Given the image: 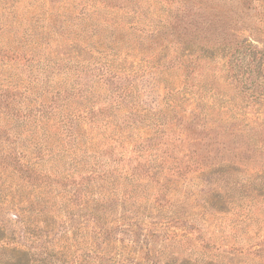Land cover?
I'll return each instance as SVG.
<instances>
[{"label":"trees","instance_id":"16d2710c","mask_svg":"<svg viewBox=\"0 0 264 264\" xmlns=\"http://www.w3.org/2000/svg\"><path fill=\"white\" fill-rule=\"evenodd\" d=\"M17 2L0 0V67L8 64L16 69L0 71V166L3 169L14 171L19 165L18 173H27L29 178L35 176L34 180L38 182L44 177L38 168L49 158L56 168H51L52 175L61 181L72 180L69 184L74 190L73 195L65 197L69 203L79 200L85 208L93 206V212L99 213L95 203L90 205L87 200H82L89 193H99V199L103 201H123L134 207V212H141L148 204L158 210L164 209L157 202L163 199L165 187L169 188L162 179L171 182L185 178L187 171L197 172L198 178L222 173L225 168H229V172H240L236 167L245 165L243 154L250 149L246 142L234 149L230 142H225L230 136L240 142V130L247 131L242 132L249 141L247 143L264 147V139L259 137L264 124L239 129L234 121L233 129L229 131L233 135L225 131L224 123L229 120L223 119L226 109L222 102L219 104L218 98L223 93L220 87L227 85L223 74L228 72L208 56L191 53L186 48L190 46L193 50L203 46L198 49L203 51L207 45L232 56L246 46L229 40L224 27H231L236 19L224 1L172 0L177 12L173 19H165L170 23L168 26L154 10L144 12L145 9L150 11L152 6L157 9L158 0H130L131 3L126 2L125 7H120L123 14L117 13L115 18L104 15V9L111 7L103 0H79L72 7H63L64 11L58 9L56 13L42 6L39 17H32L27 22L18 19ZM79 5L82 11L77 14ZM141 9L143 13L139 17L143 23L158 18L161 26L156 24L151 33L137 34L133 40L129 37L126 41L118 40V35L130 26L127 18ZM194 17L216 25L217 29L223 30L224 37L214 42L208 34L213 29H208L201 40L197 39L199 43L175 42L174 28ZM132 27L137 29L135 25ZM214 35L217 36L212 33ZM123 53L126 57L139 58L143 63L138 69L131 70V75L127 74L126 68L115 67ZM236 63L231 66L232 70L238 67ZM161 84H164V97L160 93ZM187 87L189 92H186ZM95 130L102 131L103 138L110 137L108 142L117 139L122 146L126 141V151L122 154L126 153V165L130 169L120 174L124 183H119V176L115 175L119 168H112L116 161L106 159L102 141L96 143ZM13 137L16 139L11 142ZM110 149H117V146ZM169 151L176 156L169 155ZM184 164L185 167L180 166ZM255 170L240 172L242 181H247L243 186L253 181L264 186V169ZM45 177L52 179L48 174ZM103 181L105 183L101 184ZM44 183L46 181L41 182ZM153 183V187H146ZM173 187L175 185L170 187L171 194L178 192ZM255 187L249 193L245 191L248 194L243 197L250 201L251 205L247 207L253 212L263 206L255 201V192H260L258 197L264 198V192ZM143 188L144 195L141 193ZM142 216L150 217L148 214L135 215L130 218V224L120 220L115 222L119 229L126 227L124 231L131 236L137 235L133 241L146 249V258H143L146 260L142 261L149 263L157 247L151 245L150 238L159 236L140 233L143 238L140 241L134 227L148 231L143 227ZM101 222L96 228L106 231ZM113 229L110 227L102 235L110 238ZM104 254L97 257L104 261L101 264L114 262L113 257L109 260L107 253ZM8 260L21 264L23 258ZM133 260L126 257L122 262L129 264ZM87 264L93 263L88 261Z\"/></svg>","mask_w":264,"mask_h":264},{"label":"rangeland","instance_id":"374dc122","mask_svg":"<svg viewBox=\"0 0 264 264\" xmlns=\"http://www.w3.org/2000/svg\"><path fill=\"white\" fill-rule=\"evenodd\" d=\"M15 1H18L15 4L18 19L27 22L32 17L35 19L39 17L42 6L44 9L56 13L58 9L60 12L64 11L63 7H72V4L79 0H43V3L41 0ZM103 1H106L111 7L104 9V15L109 18H115L117 13L122 15L123 11L120 10V7H125L126 2L131 3L130 0ZM220 1L226 3L227 9L233 10L231 15L236 19L231 27H224L226 33L229 34V40L234 43H245L246 46L232 56L220 52L218 47L210 46V48L207 45L204 46L205 50L203 51L198 50L203 46L197 47V50H191L190 46L186 48L191 53H202L208 56L216 64L220 63L228 72L222 73L227 85L220 87L223 93L220 96L221 100L218 98V102L219 104L222 102L226 109V116L223 119L229 120V123H224V129L229 132L233 129L231 124H234V121H237L239 129L264 124V0ZM158 2L157 9L152 6L150 11L145 9L144 12L151 13L154 10L155 15L163 17L164 21L167 17L173 19L177 12V6L172 5V0L165 4L164 0H158ZM81 11L82 6L79 5L77 14ZM142 13V9L137 13L136 11L132 12L126 20L130 26H125L124 29L127 32L120 33L121 35L117 37L118 40L125 39L126 41L128 37L133 40L138 35L151 33L156 24H159L158 27L161 26L158 18L143 23L139 17L142 16ZM203 21V18L194 17L177 25L178 29L174 28L172 36L175 38V42L186 40L189 43H199L197 39L201 40L204 34L208 33V29H213L212 33L218 36L208 33L214 42L220 39L219 37H224L222 29H217L216 25ZM165 22L167 26L170 24L168 21ZM132 25H135L137 29H133ZM184 28L186 29L184 30ZM189 31L190 33L186 35V32ZM251 43L254 44L253 47ZM236 61L238 67L232 70L231 66H235ZM262 63L263 65H261ZM142 64L139 58L126 57V54L123 53L115 63V67L126 68L127 74L131 75V70L138 69ZM6 69L16 71L8 64L0 67L1 72ZM160 87V93L164 97V84H161ZM186 92H189V87L186 88ZM242 132L246 133L247 131L240 130L238 132V137H240L238 141L241 140L240 142L236 141L235 136L226 134L227 137L230 136V140L225 142L232 144L231 149L237 148V145L245 142L247 149H250L248 153L243 154L246 159L245 165L240 164L236 170L241 172L246 169L251 171L264 169V147L247 143L249 141L244 138ZM94 134L98 138L96 143L97 140H100L104 145L102 149L106 150V159L109 162L116 161L112 168H119L115 175L119 176V183H124L120 174L130 169V166L126 165V153L122 154L126 151V141L121 146L117 139L108 142L110 137L103 138L104 134L100 130H95ZM259 135L261 139H264V130ZM208 138L209 136L207 140ZM15 139L13 137L10 141ZM115 146L117 149H110ZM171 156L175 157L176 155ZM179 156L182 158L181 154ZM185 160L187 161V158ZM43 164V167L38 168V171L42 170L44 174V177L39 179V183L34 180L35 176L29 178L27 173H18L19 165L14 171H7L8 169H3L0 166L1 264L4 262L15 264L14 260L8 259L18 258H23L21 264H87L88 261H92L93 264H101L104 261L97 257L105 255L104 253H107L109 260L112 257L114 259L113 263L108 261L107 264H120L117 260L122 262L126 260V257L134 259L133 263L129 264L140 262L141 264H264V198H259L260 192H255L254 195L257 197L255 201L261 202L260 204L263 205L255 212L250 211V208L247 207L251 205L250 201L243 198L254 186L258 191L264 192V186L257 181L243 186V183L247 181H242L243 174L240 172H229V168H225L222 173L198 178L197 172L187 171L185 178L173 179L174 181L171 182L160 176L159 178L162 179L165 186H169V188L165 187L163 199L157 201L163 205V210H158L148 204L143 206L141 212H134L135 208L130 204L125 205L123 201H103V199H99V193H89L88 197L82 198V200H87L90 205L96 204L95 207H98L99 213H94L93 206L88 209L79 200H74L71 203L67 201V198L65 200V197L73 195L74 190L69 184L72 180L61 181L59 177L52 175L51 168H56L49 158ZM180 166L185 167V164ZM102 171L100 172L102 173ZM47 174L52 179H57L55 181H52L51 178L47 179L45 177ZM42 181H46V183L41 184ZM104 183V181L101 182V184ZM153 185L154 183L146 187H153ZM172 185H175L173 190L178 191L177 193H170ZM141 193L144 195V188ZM97 200L101 201L98 203ZM145 214L150 216H142L143 227L148 231L140 230L138 227H134V230L138 232L139 237L140 233L144 232L159 236V238H150L151 245L157 247L154 248L156 253L152 258H149L152 259L149 263L142 261L146 260L143 259L146 258V249H142L138 242L134 243L133 241L137 235L131 236L129 232L124 231L126 227L119 229L115 222L120 220L130 224L132 223L130 218ZM98 218L101 219L99 222L102 221L106 231L110 227L114 228L110 238H107V235H102L106 231L96 228V224L99 223ZM120 223L124 224V222ZM161 228L165 229L155 231ZM100 233L101 235H99ZM140 241H143L142 237H140ZM121 264H126V261Z\"/></svg>","mask_w":264,"mask_h":264}]
</instances>
